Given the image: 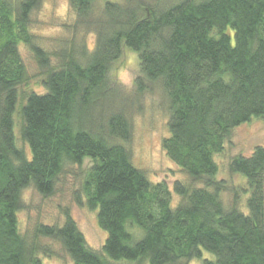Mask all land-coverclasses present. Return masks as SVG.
Segmentation results:
<instances>
[{"label":"trees","instance_id":"trees-1","mask_svg":"<svg viewBox=\"0 0 264 264\" xmlns=\"http://www.w3.org/2000/svg\"><path fill=\"white\" fill-rule=\"evenodd\" d=\"M141 1L68 0L95 43L89 51L72 41L51 61L28 33L40 0H0V264H43L19 229L21 192L32 186L49 197L64 168L85 160L82 199L105 232L100 251L66 212L62 225L34 232L58 243L72 264H189L202 251L214 257L202 264H264V148L230 159L229 171L246 183L231 209L220 199L228 184L216 180L214 160L233 129L264 116V0H163L152 8ZM20 43L42 71L40 91L21 98L17 89L30 77ZM124 48L139 59L136 87L159 83L167 95L164 153L202 188L152 183L115 143L129 138L130 126L100 105ZM16 117L27 151L16 143Z\"/></svg>","mask_w":264,"mask_h":264},{"label":"rangeland","instance_id":"rangeland-1","mask_svg":"<svg viewBox=\"0 0 264 264\" xmlns=\"http://www.w3.org/2000/svg\"><path fill=\"white\" fill-rule=\"evenodd\" d=\"M172 1L177 0H166L167 3ZM141 2L147 8H152L160 5L163 0ZM117 3L123 5L124 0H117ZM76 20V15L69 9L68 0H40L28 22L30 43L50 54L51 61H54L51 54L65 49V46H69L72 41L79 47L84 45L90 51L94 46L95 36L91 31L79 29ZM18 51L30 77L27 84L17 89L21 98L30 91H40L37 84L42 77V71L29 46L20 43ZM139 76L140 65L137 54L124 48L119 59L108 71L107 88L111 94L110 98L100 105V108L106 106L113 111L122 112L130 126L129 138L125 142L115 143L124 146L130 155L132 165L143 171L152 183L164 182L170 189L175 183L202 188L201 183L190 182L187 175L164 153L162 141L169 135L167 95L159 83L145 81L139 90L136 87ZM93 113L97 118L96 109ZM15 139L17 146L27 151L21 139L18 117L15 118ZM256 147L264 148V116L233 129L225 142L223 153L214 158L219 165L216 180H224L228 184L224 185L225 190L222 188L219 194L227 209H231L236 195L234 191L236 190L237 193L240 188H246L244 179L229 171V161L236 155L249 156ZM90 164L89 160H85L82 166H66L55 183L54 193L49 197L41 196L32 186L21 192L18 211L19 229L26 237L27 246L36 248V255L41 258L43 264H72L58 243L35 238L34 234L35 228L40 225H62L65 212L75 222L88 247L100 251L105 241V232L97 225L96 213L89 210L82 199L84 172ZM76 195L81 200L80 205L76 203ZM238 199L242 204L245 196L241 194ZM172 202L178 203L179 197L173 194ZM201 254L200 259H195L189 264H202L204 260H214L212 255L204 251Z\"/></svg>","mask_w":264,"mask_h":264}]
</instances>
